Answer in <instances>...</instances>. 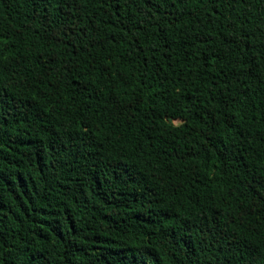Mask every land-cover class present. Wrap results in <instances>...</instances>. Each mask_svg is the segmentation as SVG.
<instances>
[{
    "label": "trees",
    "instance_id": "1",
    "mask_svg": "<svg viewBox=\"0 0 264 264\" xmlns=\"http://www.w3.org/2000/svg\"><path fill=\"white\" fill-rule=\"evenodd\" d=\"M0 264H264V0H0Z\"/></svg>",
    "mask_w": 264,
    "mask_h": 264
},
{
    "label": "rangeland",
    "instance_id": "2",
    "mask_svg": "<svg viewBox=\"0 0 264 264\" xmlns=\"http://www.w3.org/2000/svg\"><path fill=\"white\" fill-rule=\"evenodd\" d=\"M175 123L177 122V121H174Z\"/></svg>",
    "mask_w": 264,
    "mask_h": 264
}]
</instances>
